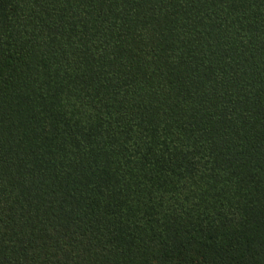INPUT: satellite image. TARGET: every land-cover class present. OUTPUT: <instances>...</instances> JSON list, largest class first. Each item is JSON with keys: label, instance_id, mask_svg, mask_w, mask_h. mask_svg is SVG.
I'll return each instance as SVG.
<instances>
[{"label": "trees", "instance_id": "1", "mask_svg": "<svg viewBox=\"0 0 264 264\" xmlns=\"http://www.w3.org/2000/svg\"><path fill=\"white\" fill-rule=\"evenodd\" d=\"M0 264H264V0H0Z\"/></svg>", "mask_w": 264, "mask_h": 264}]
</instances>
